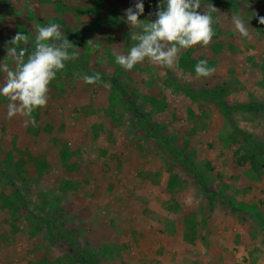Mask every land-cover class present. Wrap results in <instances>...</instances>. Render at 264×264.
I'll return each instance as SVG.
<instances>
[{"label": "rangeland", "instance_id": "rangeland-1", "mask_svg": "<svg viewBox=\"0 0 264 264\" xmlns=\"http://www.w3.org/2000/svg\"><path fill=\"white\" fill-rule=\"evenodd\" d=\"M10 2L0 0V64L17 32L31 53L35 26L50 23L79 56L56 73L35 125L9 119L0 95V264H200V243L189 247L200 224H188L198 202L213 216L203 228L221 225L218 243L231 245L225 264L264 247V0H200L218 9L210 44L180 50L173 68L146 59L131 70L115 61L137 43L125 10L138 0H20L19 15ZM143 3L139 18L154 21L163 0ZM201 60L208 77L195 73ZM97 73L96 84L81 78Z\"/></svg>", "mask_w": 264, "mask_h": 264}, {"label": "clouds", "instance_id": "clouds-1", "mask_svg": "<svg viewBox=\"0 0 264 264\" xmlns=\"http://www.w3.org/2000/svg\"><path fill=\"white\" fill-rule=\"evenodd\" d=\"M200 7V0H163V5H158L156 19L148 21L139 18L144 13V3L138 0L134 9L130 7L125 10L126 23L137 30L132 32L130 38L137 43L126 55H116L115 62L125 70L133 69L146 59L153 64L173 68L180 50L209 45L214 36L210 13L218 9L211 5L202 12ZM231 20L242 37H249L241 16L233 14ZM259 23L264 24V17L259 18ZM28 42L29 36L22 32H17L7 42L10 45L7 56L0 64V70L6 74V80L0 86V95L9 100V119L19 114L35 125L33 111L47 105L50 83L56 78V73L65 68L66 61L78 59L79 48L67 39L56 23L35 26V45L31 53L20 47L21 43L27 45ZM8 59L14 62L13 67L6 62ZM206 65V60L195 65L197 76L208 77L215 71ZM81 78L89 85L101 82L99 73Z\"/></svg>", "mask_w": 264, "mask_h": 264}, {"label": "crops", "instance_id": "crops-1", "mask_svg": "<svg viewBox=\"0 0 264 264\" xmlns=\"http://www.w3.org/2000/svg\"><path fill=\"white\" fill-rule=\"evenodd\" d=\"M20 0H11L10 4H7V6L5 7L9 13V15L11 13H13V15H19V11L21 6H20V3H19ZM4 45V44H3ZM185 182H183L184 186L186 184H189V187H192V188H195L198 192L200 191V185H194V179L191 178L190 181L187 179V176H185ZM181 185V184H180ZM202 200H204V196L201 197ZM231 204V203H230ZM167 208H172V204H168L166 205ZM197 208H200V217L197 218L198 216H196L197 214L195 215H192L190 217V220L188 221V224H196L197 223V220L199 221V227H198V231H197V234L196 236L194 234H191L190 237V245L189 247L191 248L192 247V244L191 242L196 239L200 244V251L199 253L197 254L198 257H200V264H201V261L203 259V261L205 260H209L211 262V264H225L226 260L225 258L229 256V252L228 250L226 249V247H228V249L230 248L231 245L227 246L225 245V247H220L221 244H219L218 242L219 241H226L227 238H225V233L224 232H220V231H223L221 229V225H217L215 224V222H213L212 224V230L211 232L208 230V229H204L203 227L204 226H207L209 227V223L212 222V217H210V208H208L209 206L205 205V206H200V202H198ZM231 209H234V215H238L240 213H248V211L246 209H242V208H239V207H236L235 205L234 206H229ZM172 216H175L174 214H172ZM251 217V216H250ZM262 218L260 220V222L262 223ZM264 222V221H263ZM185 224V223H184ZM218 228V230L214 231V229ZM184 226L182 227V229H180L179 227V231H180V237H182V241L183 240H187L188 237L185 238V234H183V231H184ZM238 227L236 226L235 227V232L232 233V237L233 238H230L228 241H232V242H237V232H238ZM199 233H200V236H199ZM223 234V235H222ZM241 234V233H240ZM239 234V235H240ZM262 237L260 238V242L262 241ZM179 238V237H178ZM185 238V239H184ZM180 240V238H179ZM172 246V256L173 258L175 259H179L181 256H182V251L181 250H178V249H175L176 246ZM248 247V246H247ZM245 248L244 251H242V253L240 252L238 254V258L235 257L234 259V264H239V263H243V260L246 259V263L248 264H264V247L263 248H254L253 250L250 249V248ZM197 257V258H198ZM248 258V260H247ZM233 261V260H232ZM232 261H229L228 264H231ZM175 262V260H174ZM167 263V262H166Z\"/></svg>", "mask_w": 264, "mask_h": 264}, {"label": "trees", "instance_id": "trees-1", "mask_svg": "<svg viewBox=\"0 0 264 264\" xmlns=\"http://www.w3.org/2000/svg\"><path fill=\"white\" fill-rule=\"evenodd\" d=\"M195 179L197 180V182L201 185L204 186L203 182L196 176Z\"/></svg>", "mask_w": 264, "mask_h": 264}]
</instances>
